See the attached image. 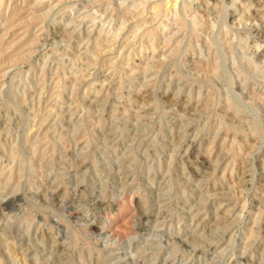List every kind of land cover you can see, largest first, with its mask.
Segmentation results:
<instances>
[{
  "label": "rangeland",
  "instance_id": "1",
  "mask_svg": "<svg viewBox=\"0 0 264 264\" xmlns=\"http://www.w3.org/2000/svg\"><path fill=\"white\" fill-rule=\"evenodd\" d=\"M0 264H264V0H0Z\"/></svg>",
  "mask_w": 264,
  "mask_h": 264
}]
</instances>
